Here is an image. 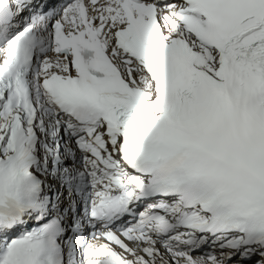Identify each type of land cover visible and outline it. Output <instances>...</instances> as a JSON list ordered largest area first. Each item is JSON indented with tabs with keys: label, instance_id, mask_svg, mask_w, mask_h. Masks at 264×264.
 <instances>
[{
	"label": "snow or ice",
	"instance_id": "1",
	"mask_svg": "<svg viewBox=\"0 0 264 264\" xmlns=\"http://www.w3.org/2000/svg\"><path fill=\"white\" fill-rule=\"evenodd\" d=\"M0 264H264V0H0Z\"/></svg>",
	"mask_w": 264,
	"mask_h": 264
}]
</instances>
